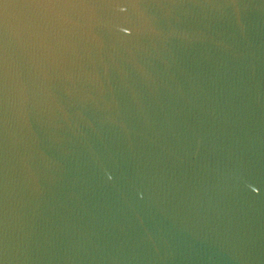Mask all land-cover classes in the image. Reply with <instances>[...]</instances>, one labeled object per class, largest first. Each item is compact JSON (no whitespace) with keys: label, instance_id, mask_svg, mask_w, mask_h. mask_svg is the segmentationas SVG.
<instances>
[{"label":"water","instance_id":"1","mask_svg":"<svg viewBox=\"0 0 264 264\" xmlns=\"http://www.w3.org/2000/svg\"><path fill=\"white\" fill-rule=\"evenodd\" d=\"M0 264H264V0H0Z\"/></svg>","mask_w":264,"mask_h":264}]
</instances>
